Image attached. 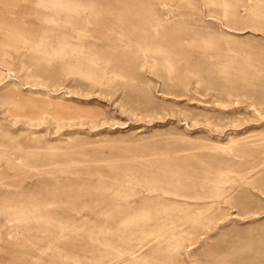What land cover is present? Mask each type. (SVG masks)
<instances>
[{
    "label": "rangeland",
    "instance_id": "rangeland-1",
    "mask_svg": "<svg viewBox=\"0 0 264 264\" xmlns=\"http://www.w3.org/2000/svg\"><path fill=\"white\" fill-rule=\"evenodd\" d=\"M0 264H264V0H0Z\"/></svg>",
    "mask_w": 264,
    "mask_h": 264
}]
</instances>
